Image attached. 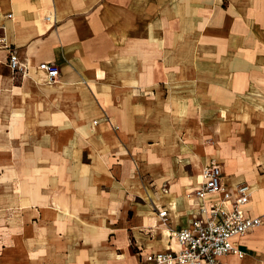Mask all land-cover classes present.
Masks as SVG:
<instances>
[{
    "label": "crops",
    "instance_id": "crops-1",
    "mask_svg": "<svg viewBox=\"0 0 264 264\" xmlns=\"http://www.w3.org/2000/svg\"><path fill=\"white\" fill-rule=\"evenodd\" d=\"M224 1L227 2L226 6L222 5ZM137 2V0L129 2L128 0H0V35L15 46L20 63L28 67L24 73L19 69L12 71L7 65V50L0 47V113L2 112L0 146L11 150V139L19 137L25 139L27 134L25 117L7 114L13 111L12 108L22 107L26 110L31 101L34 102L30 105L37 112H41L44 106L50 107L52 111L57 109L62 112L73 106L75 102L73 82L76 78L72 72L78 70L80 65H83L81 69L91 70L96 75L95 64L106 63L112 57V53H115L114 61L125 65L120 79L121 84L126 85L123 87L126 95H121L120 101H118L119 95L115 94L111 102L104 103L103 97L94 93L95 97H101L99 108L105 116L95 122V127L100 133L99 138L111 139L114 135L117 137L114 146H107L106 143L104 145L109 151L110 147H113L122 159V162L116 160L117 163H121V165L117 164L120 167V182L116 180L110 182L111 179L104 174L103 177L109 180V185H104L102 182L97 185L90 184V175L94 172H91L88 164H83L78 175L86 176L89 182L82 186L69 184L71 189H64L65 193L67 192L66 200L60 199L57 195L56 198L60 200L56 201L55 198L53 201L50 186L48 189L41 185L32 189L21 187L18 190L21 194L20 207H29L27 211L29 217L39 220L35 221V232L21 236V245L17 247L14 245L12 248L18 254L29 253L30 259L41 264H149L145 258L149 252L164 251L176 246L173 229L187 225L193 217L206 215L213 202L223 208L230 206V201L223 199L220 193H207L202 197L194 193L202 182L201 165L209 156H215L222 161L220 162L222 180L229 187L241 181L249 183L251 193L244 205L245 211L261 218L259 225L249 228L244 234L235 238L245 255L242 258L233 254L224 255L220 257V264H264V117L256 115L261 113V109L257 106H247L242 115H238L235 113L238 110L235 109L234 103L240 96H255L259 97V105L264 108V101L260 99L264 97V0H216L212 10L216 19L212 23L206 19L207 17L210 19L213 13L206 14L204 19L200 9L201 4H190L189 0L188 10L183 8L175 11L176 13L172 12L173 7L170 6L163 7L158 13L154 12L150 3L143 6L144 11H142ZM172 14L182 15V33L178 38L185 37L190 43L189 47L194 48L199 44L198 34L200 36L207 27H211L208 29L210 37H222L220 33L222 31L216 27H223L228 16L226 29L223 30L228 33L226 49L237 48L236 50L242 52V55L230 57L224 65H221L222 61L214 55L215 41L212 40L206 42L213 46L209 48L210 61L205 60L206 65L202 64L204 61L197 55L182 56V61L168 63L165 60H158L161 59L158 56L157 61L162 66L156 72L152 60L154 55L147 54V59H142L140 52L143 47L140 44L150 45L151 50H155L157 42V47H160L164 53L168 42L166 39L160 41V38L161 34L170 33L172 30L167 22L168 16H173ZM140 15L148 17L143 35L139 34L138 29ZM155 15L161 17L154 19ZM184 20L188 23L185 24ZM187 34H193L194 39H188ZM258 34L263 39H260ZM112 36L114 42L111 41ZM120 37L122 40L118 42ZM123 37H129L130 41H125ZM40 61H51L59 67V75L55 81L44 80L42 72L36 68ZM170 63L179 67V70L173 71L175 78L178 77L183 64L190 65L193 69L194 77L187 78L189 79L187 82L182 80V90H185L182 91V97L187 96L186 90H190L192 101H195L193 96H197V85L201 80L197 76L198 72L211 73L208 74L211 78L205 77L211 87L214 84L224 85L217 80L226 81L222 95L228 97V102L223 104V107L232 114L227 116L228 123L222 122L218 127L223 129L227 125L229 129L227 132L219 131L214 122L210 125L211 141L212 143L222 141L216 138L218 135L232 137L234 145L231 150L228 148L229 153H225L224 150L218 149L220 147L218 144L216 148L213 145L203 144L200 139L203 135V123L197 120L198 113L203 111L202 107L182 103V137L177 138L171 133H164L162 137L156 135L154 140L147 141L152 149L145 162L151 165L152 170L148 174L150 185L144 186L143 201L140 205H134L136 221L130 226V231L135 239L137 251L133 253L129 249L128 237L115 220L118 216L122 217L124 197L129 188L133 187L128 184L123 185L121 182L135 181L130 176L131 161L121 157L124 153L120 150L124 147L132 152L129 142L135 144L137 142L138 148L140 147L141 144L138 142L142 138L139 139L141 136L139 125L143 117L140 118L138 112L137 97L140 94L148 97L149 90L145 88L149 86L154 94L155 80L170 82L167 79L170 72L167 73V70L165 72V69L170 67ZM128 64L130 66H127ZM142 64H145L146 68H143ZM98 73L100 75V72ZM13 79H18L19 82L15 83ZM87 85L94 92V84L87 82ZM239 86L241 89L238 88ZM127 91H130L129 99H127ZM212 93L214 94V91ZM182 101L186 103L188 100L182 99ZM112 105L115 106L112 108ZM191 108L196 114L192 118L194 121L189 123L188 113ZM214 111L218 112V109ZM68 122L73 128L75 127V119L71 117ZM39 123L40 135L36 134L40 136L39 141L42 143L43 138L47 136L42 134L43 123ZM88 125L82 126L86 132L90 130ZM76 126V128L81 127L78 124ZM242 128L248 131L243 136V140L238 138L240 134L237 132V129ZM79 130L81 131L77 129ZM237 143L242 145L237 148L235 146ZM203 148L207 153L206 156L200 155V157L197 152L200 153ZM0 151L5 153L4 151L7 150ZM50 152L52 157L50 162L42 165L33 164L32 167L20 163L18 168H14L12 159H5L3 163L0 162V175H14L16 171L32 173L35 171L38 176L47 171V176L58 175L63 166L59 163L58 153L53 154L52 150ZM181 152L182 156L179 154ZM34 153L22 149V157L26 159L33 160ZM99 157L106 159L108 156L104 157L101 154ZM186 164H191V167L196 166L198 172L188 171ZM68 168V164H65V171ZM179 177L182 179L180 180ZM58 206L64 207L65 212L62 215L58 213L56 217L49 218L42 210H46V207ZM162 209L166 210V216L159 215L158 212ZM46 219H50V225H47L50 230L47 234L42 231L44 228L42 225L39 231L38 225ZM45 238L49 239L50 245L46 242L39 247Z\"/></svg>",
    "mask_w": 264,
    "mask_h": 264
},
{
    "label": "rangeland",
    "instance_id": "rangeland-1",
    "mask_svg": "<svg viewBox=\"0 0 264 264\" xmlns=\"http://www.w3.org/2000/svg\"><path fill=\"white\" fill-rule=\"evenodd\" d=\"M129 1L130 0H128V2ZM137 1L139 8L142 9V11H144L143 6H146L147 3H150V5H152L155 10L154 12L157 13L158 11L163 10V7L169 6L173 7L172 12L174 13H176L175 11H179V9L183 8H186L188 10V0ZM215 1L216 0H189L190 4H201L200 9L204 19H206V14H211L212 10H214ZM222 5L226 6L227 2L224 1ZM172 15L173 16L169 15L167 18L168 25H170L169 27L172 30L170 31V33L165 32L164 34H161L160 38V41H164V39H166V41L168 42L164 53L162 52V49L160 47H157L156 41L155 50H151L150 45L140 44V46L143 47V52H140L142 59L146 60L147 54H149L148 56L154 55V58L152 60H154L156 72L159 71L160 67L162 66L157 61L158 56L161 57V59L158 60H165V62L168 63L174 61H182V56L186 57L187 55H197L200 56V58L204 61L202 64L206 65L207 62L205 60L210 61L209 48L213 47L210 43L206 42H210L212 40L213 42L215 41L214 55L222 61L221 65H224V62L230 57L232 58L234 56L242 55V52L236 50L237 48H229L231 50L226 49L228 43L226 34L228 33L223 32V30L226 29V24L229 20L228 16H226L225 18L223 27H216L217 29H220L222 31L220 32L222 34V37H210L208 29L211 27H207L202 31V33H200V36L198 34L197 41L199 44L194 48L189 47L190 43L185 37H183V39L181 37L178 38L179 34L182 33V15ZM159 17L161 16L155 15L154 19H157ZM147 18L148 17L146 15L139 16L138 29L140 35L144 34L143 31L145 30ZM215 19L216 18L213 13L210 19L209 17H207L206 21L210 20V22L212 23L213 21H215ZM185 22L188 23V21L184 20V23ZM259 35L260 34H258L257 36ZM194 37L195 36H193V34H187L188 39H194ZM124 38L125 37H123V39ZM176 38L178 39L176 40ZM259 38L263 39L262 36H259ZM111 39V41L114 42L113 36ZM120 40H122L121 37L120 39H118V42H120ZM216 40L218 42H216ZM125 41L129 42V37L125 38ZM147 48L149 50H147ZM114 54L115 53H112V57L109 58L106 63L95 64L96 75H94L91 70L85 71L81 69L83 65H80V68L78 70L72 72L76 78V81L73 82V86L75 88V102L73 106L69 107V109L67 110L68 112H62L57 109H54L52 111L50 110V107L47 106H44V109L41 112H37L30 105L31 102H34L31 101L28 103V107L26 110L22 107H20L19 109L12 108L11 110L13 111L7 113L11 114V116L14 114H18V117L22 115L23 118L25 117L27 122V134L25 136V139H21L20 137L12 138L11 150L0 146V150H7L4 151L5 153L0 151V162L3 163L5 159L10 158L12 159L11 161L14 164V168H18L20 166V163H24L30 167H32L33 164L37 163L42 165L50 162V159L52 158L50 150H52L53 154L58 153V158L60 161L59 163L63 166V169L60 170L58 175H55L53 177L47 176V171L43 172V175L41 176H38L35 171L33 173L16 171L14 172V175H0V264H41L36 262V260L34 261L30 259L29 253L18 254L12 248L14 245L15 247H17V245H21V236H27L35 232V221L39 220L35 217H29L27 212L29 207H20L19 200L21 194L18 190H20L21 187H29L28 189H32L41 185L43 188L46 187L48 189V186H50L49 188L50 191H52L53 201L55 200L57 195L60 196V199L66 200L67 192L65 193L64 189L70 190L71 187L69 188V184L74 183L75 185L77 184L82 186L89 182L87 181L88 178L86 176L78 175L79 169L83 164H88L91 168V172H94L90 175V184L97 185L102 182L104 185H109L110 182H114V180L120 182L121 175L119 174L120 167L118 165H121L120 162H122V159L119 158V154L114 150L113 147H110L111 149L109 151V149L104 145L106 143L107 146H114L117 143V137H115L114 135L111 139H101L99 138L100 133H98L97 128L95 127L96 120L105 117L104 112L99 108V102H102L101 97H103L104 103H108L109 101L111 102V99L115 94L119 95L118 101L121 100V95H126V91L123 88L126 85H122L120 79V74L122 73V71H124L123 67L125 65L121 64L120 62L114 61ZM169 65L170 67L165 69V72L166 70L167 73L170 72V76L167 75V79L170 80V82L165 83L164 81L155 80V89H153L154 94L151 92V86H149L145 88L149 90L148 97L139 93L140 95L137 97L138 99L135 98L137 99L139 105L138 112L140 113V118L143 117V121L140 122L139 125V130L141 133L139 139L142 138V140L138 142L139 144H141L139 145L140 147L138 148L137 142L136 144L129 142L132 152H129L124 147H122L120 150L121 153H124V155H122L121 157H126L131 161L130 176L134 178L135 181H130L128 183L121 182L123 185L128 184L133 187L129 188V191L124 197V206L121 209L123 213L122 217L118 216L117 218H115V220L116 223H118V226H121V228H123L125 235L128 237L129 249L130 252L133 253L137 251L135 239L132 236V232L130 231V226L136 221V218L134 216L136 206L134 205H140V202L143 201L142 197L144 195V186L149 187L150 178L148 174L152 170L151 165L145 162L149 158L148 153L152 149L151 146H148L147 141L154 140L156 135L162 137V134L164 133H171L172 136L177 138L178 136L182 137V103L184 105L190 104L192 106L195 105L199 108L202 107L203 111L198 113L199 115L197 117V120L203 123V135L200 136L201 142L203 144L213 145L215 148L219 145L220 147L218 149L224 150L225 153H229L234 145L232 143V137L218 135L216 138L222 141L218 140L219 142L217 143H212L211 141V124H214V122H216L215 125L219 131L222 130L223 132H227V130L229 129L227 125H225L223 129H220V127H218V125H220V123L222 122L228 123L227 116L232 114V112H227L223 107V104L225 105L228 102V97L226 95H222V88L223 86H225L226 81L217 80L224 85L222 86L221 84H214L211 87L210 83L205 80L206 76L211 78V76L208 75L211 73L198 72L197 76L200 77L201 80L197 85V96H193V99L195 101H192L190 90H186V93H188L187 96L183 95L182 97V93L185 91L182 90V80H184V82H187L189 81V79L187 78H193V69L190 67V65L183 64L180 68L178 77L175 78V76L173 75V71L175 69L179 70V67L176 64L173 65L170 63ZM127 66H130V64H128ZM141 66L143 68H146L145 64H142ZM191 66L193 67V65ZM98 72H100V75H98ZM235 77L237 79V76ZM13 80L15 81V83L19 82L18 79ZM87 82H92L94 84V92L88 87ZM238 88L241 89L240 86ZM213 91L214 94L212 93ZM94 93H96L97 96L101 95V97H95ZM129 98H131L130 91H127V99ZM182 99L188 101L185 103L184 101H182ZM260 99L264 101V97H260ZM234 103L236 105L235 109L238 110L235 113L238 115H242L244 108L247 106H257L258 109H261V113H256V115L264 117V108L259 105V97L257 98L255 96H240ZM212 104L215 106H211ZM216 105L218 106L216 107ZM114 106L115 105H112V108ZM45 107H47V109ZM215 109H218V112L214 111ZM0 114H2V112ZM58 114H60L59 117H57ZM195 114L196 113L194 109L191 108L188 113V115L190 116L188 119L189 123L190 121H194V119L192 118H194L193 116H195ZM71 117L76 120V124L81 126L80 128H76V124L74 125V128L71 126V124H69L68 121L71 119ZM39 122L43 123L42 134L44 136H47L45 137L46 139L43 138L44 141H42V143L39 141L41 128ZM83 124H90L88 125V127L90 128L88 132H86V130L84 131V128H82ZM189 128L190 126L187 127V130H189ZM77 129H81V131H77ZM237 130V132L240 134L238 135V138L243 140V136L248 131H246V129L244 128ZM36 133H38L39 135H37ZM49 138H51V140H49ZM239 145L241 146L242 143H237L235 146H237L238 148ZM23 148L31 150V152H35L33 160L22 157ZM228 148H230V150H228ZM104 149L106 150L104 151ZM201 152H197V155H201L202 157L206 156L207 152L205 151V148H203ZM101 154H103L104 157L106 155L108 157L106 159H101L99 157V155ZM179 154L180 156H182V152ZM116 160L120 162L117 163ZM219 161L222 163L221 160ZM65 164H68L69 166L68 170L66 171L64 169ZM185 166H188V171L198 172V168L196 166L191 167V164H186ZM104 174H106L108 178L111 179L110 182L109 180H105V178L103 177ZM179 179L181 180L182 177H179ZM60 199L56 198V201ZM42 210L47 216H49V218L58 216V213L62 215L65 212L64 207L59 206L57 208L46 207V210ZM45 221H48V223H45ZM49 221L50 219L43 220L42 223L38 221L39 231H41L40 226L42 225L44 227L42 228V231L46 232L47 234L50 230V227L47 226L50 225ZM22 239L24 240L25 238ZM41 242L42 243L39 244V247L43 243L47 242L48 244L49 239L45 238ZM48 245H50V243ZM49 254L50 252L48 253V255Z\"/></svg>",
    "mask_w": 264,
    "mask_h": 264
},
{
    "label": "built area",
    "instance_id": "built-area-1",
    "mask_svg": "<svg viewBox=\"0 0 264 264\" xmlns=\"http://www.w3.org/2000/svg\"><path fill=\"white\" fill-rule=\"evenodd\" d=\"M0 47L6 48L7 65L12 71H27L28 67L18 59L15 46L6 41L3 35H0ZM36 68L47 82L55 81L59 75V67L51 61H40ZM200 171L202 182L194 193L199 197L207 193H220L223 199L230 201V206L223 208L213 202L206 215L193 217L187 225L173 229L176 246L149 252L145 257L149 264H220V257L224 255L233 254L239 258L245 255L235 238L261 222L258 215L248 214L244 208L251 193L249 183L241 181L229 187L222 180L221 164L215 156H209ZM158 213L166 216L165 209Z\"/></svg>",
    "mask_w": 264,
    "mask_h": 264
},
{
    "label": "bare ground",
    "instance_id": "bare-ground-1",
    "mask_svg": "<svg viewBox=\"0 0 264 264\" xmlns=\"http://www.w3.org/2000/svg\"><path fill=\"white\" fill-rule=\"evenodd\" d=\"M49 17H52L51 15H49ZM166 211V210H165Z\"/></svg>",
    "mask_w": 264,
    "mask_h": 264
}]
</instances>
